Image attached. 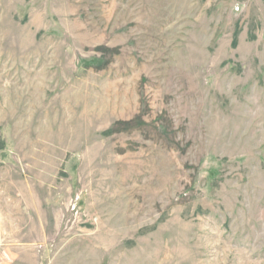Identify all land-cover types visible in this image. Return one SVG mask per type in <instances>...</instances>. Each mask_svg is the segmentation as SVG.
Wrapping results in <instances>:
<instances>
[{
  "label": "rangeland",
  "instance_id": "1",
  "mask_svg": "<svg viewBox=\"0 0 264 264\" xmlns=\"http://www.w3.org/2000/svg\"><path fill=\"white\" fill-rule=\"evenodd\" d=\"M0 264H264V0H0Z\"/></svg>",
  "mask_w": 264,
  "mask_h": 264
}]
</instances>
